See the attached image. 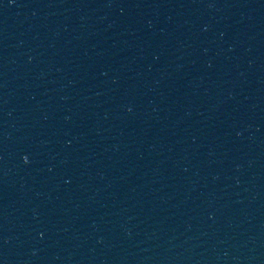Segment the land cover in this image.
Wrapping results in <instances>:
<instances>
[{"label":"water","instance_id":"95a60500","mask_svg":"<svg viewBox=\"0 0 264 264\" xmlns=\"http://www.w3.org/2000/svg\"><path fill=\"white\" fill-rule=\"evenodd\" d=\"M0 264H264V0H0Z\"/></svg>","mask_w":264,"mask_h":264}]
</instances>
